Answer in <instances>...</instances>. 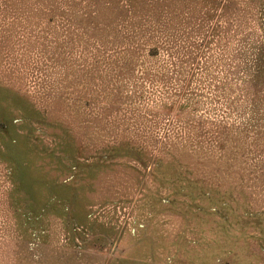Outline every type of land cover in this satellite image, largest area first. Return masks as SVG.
<instances>
[{
  "label": "rangeland",
  "instance_id": "obj_1",
  "mask_svg": "<svg viewBox=\"0 0 264 264\" xmlns=\"http://www.w3.org/2000/svg\"><path fill=\"white\" fill-rule=\"evenodd\" d=\"M264 0H0V264H264Z\"/></svg>",
  "mask_w": 264,
  "mask_h": 264
},
{
  "label": "trees",
  "instance_id": "obj_2",
  "mask_svg": "<svg viewBox=\"0 0 264 264\" xmlns=\"http://www.w3.org/2000/svg\"><path fill=\"white\" fill-rule=\"evenodd\" d=\"M262 52H264V50L263 49H260V53H262Z\"/></svg>",
  "mask_w": 264,
  "mask_h": 264
}]
</instances>
